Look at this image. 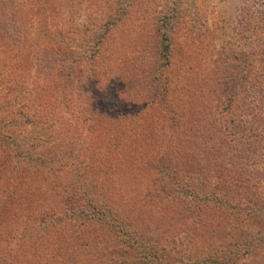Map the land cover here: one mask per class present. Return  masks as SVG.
Returning <instances> with one entry per match:
<instances>
[{
  "label": "rangeland",
  "instance_id": "obj_1",
  "mask_svg": "<svg viewBox=\"0 0 264 264\" xmlns=\"http://www.w3.org/2000/svg\"><path fill=\"white\" fill-rule=\"evenodd\" d=\"M108 1L113 0H0V114L8 124L5 129L16 134L18 139L26 135L32 137L35 132H39L37 136H49L53 129L64 127L61 123L71 127L77 146L72 143L75 138L69 139L68 149L61 145L66 157L71 155V159H79L85 167L88 162L107 160L106 156L110 155L115 162V172L119 173L114 175L120 177L121 173L135 181L132 185H137L139 191L135 197L142 200L150 180H155L157 186L161 185L158 180L160 174L155 173L142 158L149 159L154 155L160 161L165 159L157 152L159 148L161 150L158 143L145 140L140 133V139H135L134 133L148 132L149 129L159 132L162 126L167 131L169 127L167 111L163 109L162 102L156 101L161 98V84L157 78L161 67L154 60L152 48L157 15L165 5L178 10L172 63L163 73L171 82L169 100L178 106L186 100L190 117L200 119L202 123L209 120L210 125L217 123V128L219 124L224 128L229 126L230 117L218 100L207 93L215 65L232 70L239 63V60L230 58L233 53L243 50L255 55L263 44L261 41L260 44L252 43L251 37L247 42H241L236 36V22L246 16L244 7H250V0H115L113 6L121 5L119 2L127 6V20L104 45L99 70H93L90 79L97 85H94L96 99L107 102L118 94L124 100V106L128 104V115H134L120 121L123 125L118 130L117 139L105 138L99 133L101 124L92 129L82 127V103L79 108L76 105L71 107L67 97L62 98L61 92L57 94L58 84L64 83L60 74L65 75L62 70L65 66L57 68L51 64V59L61 52L69 57L68 64L80 69L83 67L82 72L93 68L87 67L85 61L81 64L75 62L73 51H80L81 46H85L88 30L106 15ZM250 3H253L250 11L256 13L264 7V0H251ZM142 56L139 64L132 65L133 57ZM60 105L66 107L62 112L58 108ZM244 114L246 123L236 130L234 127L225 129L224 138L230 139L238 130L248 134L253 128L257 127L258 131L263 128L264 108ZM187 124L182 122L177 129L187 131ZM167 133L163 144L172 140L170 132ZM61 134L58 131L51 143L39 145L51 147L53 139H61ZM248 138L247 135L243 137L245 145ZM26 140L30 141L25 139L22 145ZM110 140L111 151L107 148ZM202 147L206 149V146ZM223 151V161L238 166L240 160L231 155L233 149ZM0 162L3 163L2 158ZM4 172L2 170L0 175L5 176ZM243 172L242 180L231 181L229 187L222 188L230 204L225 209L214 210L213 215L208 212L206 218L211 219V225L206 226V235L196 233L197 226L201 225L199 217L191 215L186 204L175 198L168 197L163 203L149 207L144 204L138 223L148 219L152 225V229L147 227L143 235L156 250L157 257L169 259L174 264L181 263L182 259L188 262L210 250H223L231 257L223 264H264V237H255L256 233L264 232V159H249ZM187 178L184 176L183 179ZM14 221L20 224L21 216ZM115 221L118 222L117 219ZM131 222L135 220L128 218L118 223L132 228ZM74 227L72 224L61 232L64 236L62 241L53 245L55 240L49 238L51 244L47 242V246H41V241H38L40 245L30 249L35 255L41 250L49 253L53 245L50 264H145L120 246L119 237H116L117 241H106L102 236L99 237L101 240L92 241L87 234L88 238L73 241L77 233ZM0 261L2 264L19 263L6 259V256Z\"/></svg>",
  "mask_w": 264,
  "mask_h": 264
},
{
  "label": "trees",
  "instance_id": "obj_2",
  "mask_svg": "<svg viewBox=\"0 0 264 264\" xmlns=\"http://www.w3.org/2000/svg\"><path fill=\"white\" fill-rule=\"evenodd\" d=\"M250 2V7H244L246 16L236 22V36L238 35L241 42H247L251 37L252 43L262 42L263 46L255 51V55L243 50L233 53L230 58L239 60V63L232 70L229 67L226 69V66L215 65L211 73L210 87L207 89V93L218 100L223 111L230 117V124L225 128L220 124L217 128V123L210 125L209 120L202 123L200 119L190 117L187 114L189 109L187 110L186 100L182 104L178 103L179 106L169 100L171 82L163 73L172 63L176 46L173 32L178 10L174 6L165 5L161 14L155 18L152 48L155 53L154 60L161 67L158 68L160 72L157 77L161 84V98L156 101L162 102L163 109L167 111L169 127L167 131L162 126L159 132L149 129L148 132L134 133L135 139H140L141 134L145 140L158 143L161 150L159 148L157 152L165 159L164 162L160 161L154 155L151 156L154 159L142 158L155 173L160 174L158 180L161 183L157 186L155 180H150L142 200L135 197L139 192L137 185H132L135 181L123 177L121 173L120 177L114 175L116 166L110 155L106 156L107 160L88 162L85 167L79 159H71V155L66 157L64 152L70 146L69 139L75 138L72 143L77 146V138L72 137L74 131L71 127L61 123L64 127L61 130L53 129L49 136H37L39 132H35L32 137L26 135L18 139L16 134L5 129L8 124L0 114V158L3 159V163L0 162V173L3 170V174H6L0 175V258L6 256V259L17 260L18 264H50L53 245L64 239L61 232L73 224V230L77 232L75 236L71 234L74 236L73 241H81L88 236L92 241H97L101 236L106 241H117L116 237H119L122 242L120 246L136 255L143 263L173 264L169 259L157 257L156 250L147 243L148 239L143 234L147 227L152 229L149 220L138 223L144 204L149 207L163 203L168 197L186 204L189 213L197 215L201 222L196 233L206 235V226L211 225V219L209 221L206 218L208 212L213 215L214 210L225 209L230 204L227 193L222 188L229 187L231 181L242 180L243 169L249 159H264V126L260 131L257 127H252L248 134L238 130L230 139L224 138L227 131L225 129L234 127L233 130H236L246 123L243 119L246 117L245 112H257L264 108V7L258 13L250 11L253 4ZM114 3L115 0L108 1L106 15L88 30L85 46H81L80 51H73L75 62L81 64L85 61L87 67L93 68L82 72L83 67L80 69L68 64L69 57L61 52L51 59V64L57 68L65 66L63 69L61 67L65 75L60 74L64 83L58 84L57 94L61 92L62 98L67 97L71 107L76 105L79 108L82 103V127L92 129L101 124L102 131L99 133L110 139H117L120 134L118 130L123 125L120 121L134 115H128V104L124 106V100L118 94L114 100L108 99L107 102L96 99L94 85H97L90 79L92 71L99 70L97 68L101 65L99 61L104 45L127 20V6L122 2H119L122 6H113ZM142 58L143 56L133 57L132 65L139 64ZM58 108L62 112L66 107L60 105ZM182 122L188 123L187 131L177 129ZM58 131L62 133L61 139H53L51 147L47 148L45 145L44 148L39 145L51 143ZM167 132H170L172 140L163 144L166 140L164 135L166 137L169 134ZM245 135L249 136L247 145L243 143ZM23 139L30 141L26 140L25 145H22ZM108 143L110 146L107 148L113 150L111 140ZM61 145H64V151ZM225 147L227 148L223 149ZM227 149H233L231 155L240 160L238 166L227 164L221 158L224 155L223 150ZM184 176L189 178L184 180ZM18 216L22 219L20 224L14 221ZM128 218L135 220L129 223L133 225L132 228L119 224L120 220L122 222ZM255 235L256 238H261L264 237V232ZM49 238L51 241L55 240L51 247L52 252L41 250L36 255L33 254L34 250L31 249L39 244L38 241H41V246H47V242L51 244ZM230 252H233L232 249ZM229 257L223 250H210L200 257H192L188 262L182 259L181 263L179 261L174 264H223L231 260Z\"/></svg>",
  "mask_w": 264,
  "mask_h": 264
}]
</instances>
